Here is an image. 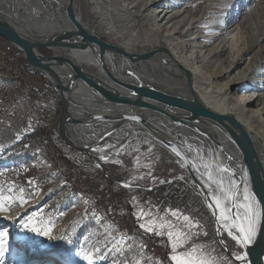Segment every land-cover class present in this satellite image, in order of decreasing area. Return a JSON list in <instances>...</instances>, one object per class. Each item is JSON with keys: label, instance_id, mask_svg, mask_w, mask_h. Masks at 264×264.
<instances>
[{"label": "bare ground", "instance_id": "bare-ground-1", "mask_svg": "<svg viewBox=\"0 0 264 264\" xmlns=\"http://www.w3.org/2000/svg\"><path fill=\"white\" fill-rule=\"evenodd\" d=\"M263 4L264 0H0V17L32 42L55 45L46 48L52 51L46 58L69 88L64 92L68 120L60 127L72 144L99 163L117 161L125 168H136L125 155L129 149L131 153L141 151L140 147L150 142L159 148V159L176 164L179 170L173 172L177 175H189L190 183L201 189L208 201V189L200 179L205 163L212 165L214 175L218 166L231 169L220 174L225 183L235 178L241 192L245 183L251 190L234 142L212 122H186L187 115L148 99H138L134 91L151 89L190 98L185 79L188 73L198 102L215 114L229 115L248 133L264 170ZM232 14L234 19L226 27ZM74 22L89 36L127 55L101 49L76 36L62 37L77 32ZM142 41L151 49L134 52L135 45ZM148 54L145 59L128 58ZM88 84L96 86L111 101L104 100ZM168 144L184 155L191 175ZM145 153L152 156L155 152ZM101 155L106 159L100 160ZM29 157L33 163H45L40 154ZM55 159L61 160L57 155ZM193 163L199 172L192 169ZM63 167L68 171L67 166ZM5 215V210L0 211V231L8 233L1 228ZM12 247L17 253L15 260L24 261V252ZM85 254L92 264H115L78 249L71 250L62 264H89L83 259ZM58 256L55 253L53 257L62 260L63 256ZM54 259L47 264H58Z\"/></svg>", "mask_w": 264, "mask_h": 264}, {"label": "rangeland", "instance_id": "rangeland-1", "mask_svg": "<svg viewBox=\"0 0 264 264\" xmlns=\"http://www.w3.org/2000/svg\"><path fill=\"white\" fill-rule=\"evenodd\" d=\"M261 10L264 11V4ZM233 19L232 14L225 26ZM94 21L97 23V19ZM2 40L0 38V202L8 207L1 228L8 230L10 245L24 252L21 255L25 257L24 261L15 260L17 253L12 247L5 264H47L55 253L63 256L62 260L54 259L62 264L63 258L74 249L115 264H169L167 257L171 248L167 236L157 237L140 229L137 214L141 210L150 211L154 218L171 220L177 228L184 222L171 212L188 215L194 224L191 232L199 235L189 240L186 247L203 246L205 254L216 258L217 264L227 261L238 264L232 254L241 249L234 246L226 233H217L215 219L201 189L190 183L189 175L174 173L173 170H179L176 164L160 160L157 146L147 142L140 147L141 151L131 153L129 149L124 158L136 168H125L117 161L99 163L84 151L67 147L60 138L62 112L58 92L31 72L21 51L5 40L3 44ZM150 49V44L142 41L135 45L134 52ZM38 52L46 57L52 55L46 48ZM53 98L57 99L55 103ZM31 144H36L34 151L30 149ZM55 148L59 155L51 153ZM148 150L155 152L154 155L147 156ZM30 154H40L45 163H33ZM62 154L79 160L78 170L67 171L62 161L55 159L56 155L61 159ZM84 169L94 177L104 174L107 179L100 184L107 189L109 186L108 200L94 191L98 177L85 174L82 178ZM161 180L165 183L161 184ZM5 197L11 199L5 201ZM33 217L35 226L51 227L48 236L31 231V225L23 226ZM221 236L227 246L220 243Z\"/></svg>", "mask_w": 264, "mask_h": 264}, {"label": "snow or ice", "instance_id": "snow-or-ice-1", "mask_svg": "<svg viewBox=\"0 0 264 264\" xmlns=\"http://www.w3.org/2000/svg\"><path fill=\"white\" fill-rule=\"evenodd\" d=\"M131 119L136 120L138 118L132 117ZM170 146L175 155L183 160L181 152L175 146ZM96 150L93 149V151ZM105 159L104 155L100 156V160ZM191 167L199 172V168L195 163ZM203 169L204 171L200 172V179L204 181L203 187L208 189L207 207L211 210V214L215 219L216 231L218 234L226 233L238 249H247V252L236 251L232 254L238 264H247L251 247L259 242L261 236H264V228L260 226L261 217L264 215V208H262L264 199H257L258 194H254L246 183L241 192L235 178H230L226 184L223 175L220 174L231 172L229 168L218 166L215 170L216 175H214L210 163H205ZM217 175H219V179ZM29 183L32 182L29 181ZM160 183L163 184L165 181L161 180ZM213 185H215V190H213ZM125 187H128V185H125ZM9 199L11 198H4L5 201ZM7 207L6 203L0 202V211L6 210ZM171 215L183 220L184 223L180 228H177L171 220L164 217L154 218L150 211L144 212L141 210L137 214L140 229L157 237L167 236L171 248V254L167 257L169 264H217L216 258L205 254L203 246L193 244L191 247H186L189 240L199 235L198 232H191L194 226L193 220L188 215L181 216L178 211H172ZM33 219L34 217L30 218L29 222L23 226L29 228L31 225V231L40 235L48 236L51 233V227L47 225L37 227L32 224ZM220 243L227 246L223 236L220 238ZM9 251L8 233L0 231V264H5L6 254ZM83 259L92 264L89 255L85 254ZM226 264H231V261H227Z\"/></svg>", "mask_w": 264, "mask_h": 264}, {"label": "water", "instance_id": "water-1", "mask_svg": "<svg viewBox=\"0 0 264 264\" xmlns=\"http://www.w3.org/2000/svg\"><path fill=\"white\" fill-rule=\"evenodd\" d=\"M66 11L68 16L72 19L70 12L71 10L68 8L66 9ZM74 24L76 26L77 32L72 31L62 37H66L67 39H69L70 37L76 36L77 38L85 40L91 44L92 43L96 44L101 49L112 50L119 55L124 54V52H122L121 50L111 47L97 38L89 36L86 32L82 30L81 26L78 23L74 22ZM0 38H2L12 46L17 48L19 51H21L23 53L22 55L23 60L25 61L26 65L31 69V72L35 75L42 77L46 82H48L51 85V87H53L58 92L60 97V105L62 112L59 118V125L63 124L64 121H67L68 106H67V101L64 98V92L69 91V88L63 84L61 78L52 69L50 64L47 62L46 56H43L38 52L39 49H43L55 45L49 44L47 42H32L31 40L21 36L18 33V31L7 20H5L2 17H0ZM128 56H129L128 58L131 61H134L135 59H145L149 56V54L141 55L138 57L132 55H128ZM185 79L188 84L190 98H179V97L169 96L151 89H135V91L134 90L133 91L135 92L138 99H148L150 101L157 103L159 106H163L168 109L169 108L175 109L187 115L185 119L186 122L191 123L197 120H208L212 122L215 126L225 131L240 152L242 162L245 166L251 191L254 194H258L257 199H264V170L256 154L255 148L250 140L248 133L232 117L215 114L210 110L206 109L205 107H203L198 102V100L193 95V92L191 91L192 89L190 86V76L188 73H185ZM88 86L94 92L99 94V96H101L104 100L109 102L111 101L109 97L103 92H101L96 86L92 84H88ZM160 112L162 111L160 110ZM70 121L72 123L75 122L73 120ZM60 138L64 141L67 147L75 149L77 151H84L86 153L85 150H83L82 148H78L77 146L72 144L70 140L66 138L63 131H61V127H60ZM170 145L172 144H168V147L172 150V147ZM181 156L184 158V155L182 153ZM90 157L93 158L91 155ZM182 161L184 162V164L188 169V172L190 173L191 171L187 166L185 158ZM191 174L192 173H190V175ZM262 208H264V205H262ZM260 226L261 228H264V215H262L261 217ZM243 250L244 252H247V249H243ZM247 264H264V236H261L259 242L251 247L250 256L247 261Z\"/></svg>", "mask_w": 264, "mask_h": 264}, {"label": "built area", "instance_id": "built-area-1", "mask_svg": "<svg viewBox=\"0 0 264 264\" xmlns=\"http://www.w3.org/2000/svg\"><path fill=\"white\" fill-rule=\"evenodd\" d=\"M3 62V61H2ZM3 63H6V62H3ZM0 65H1V61H0ZM56 98H53V103H55L56 102ZM54 114H55V112H54ZM55 153H59V151L55 148ZM87 153V152H86ZM88 154V153H87ZM89 156H90V154H88ZM62 157V156H61ZM63 158H61V161H62V164H63V166H67L68 167V171H75V170H78V168L81 166V165H76V166H74V167H70V166H68L63 160H62ZM86 174V175H85ZM96 174V173H95ZM90 176V177H94L93 175H92V173H89L88 172V170H86V169H84V172L81 174V176H82V178L84 177L85 178V176ZM98 175V174H97ZM98 178H99V180H98V185H97V187H94V191L98 194V195H100V196H104V199L103 200H108L109 199V196H108V189H109V186H108V189L106 188V187H102V185L100 184V181L102 180V181H104L105 179H107L105 176H104V174H103V176L102 175H98L97 176ZM97 177H94V178H97ZM83 183V182H82ZM109 193H110V195L113 197V195H112V193L109 191ZM115 201H117L116 199H114Z\"/></svg>", "mask_w": 264, "mask_h": 264}, {"label": "trees", "instance_id": "trees-1", "mask_svg": "<svg viewBox=\"0 0 264 264\" xmlns=\"http://www.w3.org/2000/svg\"><path fill=\"white\" fill-rule=\"evenodd\" d=\"M19 55H22V53L21 52H19ZM35 146H36V144H31V146H30V149H33L32 151H34V149H35ZM43 149H44V147H43ZM55 150V149H54ZM31 151V150H30ZM46 157H44V159H45ZM62 160L68 165V166H70V167H74V166H76V165H81V162L79 161V160H77V159H75V158H70L69 156H67V155H65V154H62ZM97 174V173H96Z\"/></svg>", "mask_w": 264, "mask_h": 264}, {"label": "crops", "instance_id": "crops-1", "mask_svg": "<svg viewBox=\"0 0 264 264\" xmlns=\"http://www.w3.org/2000/svg\"><path fill=\"white\" fill-rule=\"evenodd\" d=\"M2 41H3V44L6 43L4 40H2Z\"/></svg>", "mask_w": 264, "mask_h": 264}]
</instances>
